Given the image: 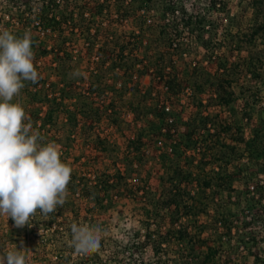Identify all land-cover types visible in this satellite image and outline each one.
I'll return each instance as SVG.
<instances>
[{"label": "trees", "instance_id": "16d2710c", "mask_svg": "<svg viewBox=\"0 0 264 264\" xmlns=\"http://www.w3.org/2000/svg\"><path fill=\"white\" fill-rule=\"evenodd\" d=\"M150 1L152 0H132L131 3L142 5ZM35 2L36 4L33 5L28 2L32 5V9L36 8L29 15L33 14L32 17L41 23L42 32L45 33L44 41L49 40V44L38 43L40 40L36 36L35 28L28 31L33 39V63L40 75L35 84L25 82L28 91L34 89L33 92H30L31 101L34 98L39 101L38 106L32 107V113H37L39 108V111L43 113V123L51 125L56 123L57 117L63 110L68 112V114L67 112L64 114L67 118L69 116L70 121L76 119V110L74 109L75 112H73L67 105L73 99L66 86L70 82L66 79L69 72L64 69L67 59H71L64 36L63 23L66 22H72L75 28L76 26L81 27L80 31L85 33L87 39H90L89 49L94 52L96 61L90 68L91 76H89L88 86L93 87L91 90H95L98 96L110 95V99L104 107L112 111L110 106L117 105L114 100L115 95L117 93L121 95L124 90L116 85L117 75L137 80L139 78L137 75L146 73L149 67L147 64H143L139 67L140 73L132 70L135 62H128L131 58L128 51L133 52V46H136V43L130 39L119 41L115 38L112 40L108 36L106 40L111 44V49H108V44L106 46V41L96 46V42L93 40L95 34L93 28L97 27V22L94 20L95 15H91L90 19V14L86 16L84 7L74 5L69 10L62 8L61 11L60 5L55 0H35ZM209 2L211 6H215L218 0H209ZM161 4L162 13L168 11L174 17L176 10L172 0H164ZM102 9L104 7L99 4L98 11L101 12ZM24 14L23 8L17 12L20 19L25 17ZM121 16L123 17V15ZM251 19L252 22L247 30L238 29L233 33L229 31L228 42L235 45L239 56L234 60H229L228 65L224 64V67L213 62L207 67L206 75L201 79L203 81L196 82L198 90L207 83L211 94L207 103L199 100L198 106H195L196 110L190 111L186 128L180 130L172 127V123L164 115L167 112L165 104L156 106L154 114L156 121H152L150 128H156V132L153 133H156L160 137L159 140L165 142L164 146H166L164 149L159 147V151H161L159 157L163 163L164 172L158 173L156 176L157 182H159L158 186L150 184V178L145 177L141 179L142 186H135L131 182L128 183V180H125L127 176L121 175L119 171L98 173L95 179L90 180V184L87 183L89 179L86 181L76 173H71L68 185H72L70 187L74 189L73 191L77 190L74 188L77 185H85L81 188V195L90 197L95 203L99 204L107 196L111 197L110 193L120 184H125L124 195L140 203L138 224L127 230L126 237L112 240L114 244L112 256L119 260V263L220 264L218 258L222 255L223 221L228 217L234 202L238 205L252 206L264 201V109L255 122H252L251 112L259 96V88L255 86L257 88L253 90L252 85L249 86L245 81L238 83L232 77L233 74H238L243 80L247 77L258 79L264 68V46L259 50V54H254L247 48L252 46L257 39H260L264 44L263 0H256L253 3ZM180 20L182 23L189 24L192 22V14L181 15L177 21ZM204 22L202 17L195 20L194 39L200 42L206 55L210 57L212 52L222 49L223 44H220L218 40L220 38L217 34L218 28L205 29L201 26ZM84 25L88 26L84 28ZM167 27V24H164L161 33L168 32L169 34ZM6 29L18 37H22L24 33L19 29L17 32L10 31L8 24ZM172 29H177L175 30L177 31L176 36L183 33L181 28ZM131 37L135 38L134 35ZM136 40L143 42V39L139 37ZM167 43V46H170L172 39H168ZM129 44L133 46L130 47ZM244 48H247L246 54H242ZM168 54L170 55L169 59H166L163 51L156 55L157 64L152 67L150 74L157 84H161L175 95L182 88L180 74L175 69L173 52L170 51ZM111 59L119 62L116 69L109 66L108 62ZM224 61H226L225 57ZM209 62H211L210 58ZM52 76L57 77L53 79ZM152 87V85L145 89L137 87V92L154 95ZM238 95L242 97L239 117L247 120L246 125H240L238 118L222 117L219 111L211 110L213 105L230 108ZM203 105L204 108L201 109ZM127 107H130L129 104ZM110 121L116 123V118L111 117ZM245 126L248 132L244 131ZM96 136L101 145L99 149L104 150L105 146L102 144V142L105 143L104 138ZM149 141L150 137L146 138L141 132H136L133 136H126V150L123 157L129 158L133 165L140 164L145 145ZM242 160L245 161V164L241 163ZM234 181L246 182L248 185L247 190L241 191L235 200L232 199L233 191L236 189L232 184ZM115 195H118L117 192ZM58 208V211L47 216L42 215L39 209L35 214L38 217L36 223L38 221L40 223L44 216L46 217L44 223L50 226V232L40 236L41 244L47 241L54 243L60 238L63 247H65L64 251L74 252L72 237L69 234L71 227L63 228L59 224L57 213L59 212L60 215L62 208L61 206ZM36 219L33 217L32 220ZM226 229L230 232L231 227L227 226ZM24 230L30 236L31 230L26 227ZM98 249L86 255L90 254L88 256L90 259L94 255V258L100 261L102 257L99 255ZM33 252H35L33 256L37 255L36 249ZM122 254L127 256V262L122 263L120 258ZM63 258V263L67 264L70 254H64ZM32 263L36 264L34 261Z\"/></svg>", "mask_w": 264, "mask_h": 264}, {"label": "rangeland", "instance_id": "374dc122", "mask_svg": "<svg viewBox=\"0 0 264 264\" xmlns=\"http://www.w3.org/2000/svg\"><path fill=\"white\" fill-rule=\"evenodd\" d=\"M55 1L60 5L61 11L62 8L69 10L72 6L78 5L84 7L86 16L90 14V19L92 18L91 15H95L94 20L97 22V27L96 29L93 28L95 32L93 40L96 42V46L106 41V46L108 44V49H111V44L106 40L108 36L112 40L115 38L119 41L130 39L136 43V46L128 45L133 46L135 50L133 52L128 51L131 55L128 62H135L132 70H135L136 73H140L139 67L147 64L149 66L147 72L137 75L139 77L137 80L136 78L117 75L116 85L124 90L123 92L120 91L121 95L120 93L115 95L114 100H116L117 105L115 107L110 106L112 111H109L104 106L109 101L110 95L98 96L95 90H91L93 87L88 86L90 83L89 76H91L90 68L96 61L94 52L89 49L90 39H87L85 33L80 31L82 30L81 27L76 26L75 28L72 22H66L63 23L64 36L72 60L67 59L64 69L69 72L66 79L70 82L66 86L73 99L72 103L69 101L67 105L73 112H75L74 109L76 110V119L70 121L69 116L67 118L64 114L67 111L63 110L54 125L43 123V113L39 111V108L37 113H32V107L38 106L39 101L36 98L31 101L30 92H33L34 89L28 91L27 83L20 95L15 97L12 102H19L24 109L26 108L24 122L31 121L33 131L39 133L43 138L41 143L53 142L58 145L61 161L72 168V173H76L77 176H81L86 181L89 179L88 184H90V180L95 179L98 173L119 171L121 175L127 176L125 180H128V183L131 182L135 186H142L141 179L143 177L150 178V184L158 186L159 182H157L156 176L158 173L164 172L163 163L159 157L161 153L159 149H164L166 146H164L165 142L159 140L160 137L153 133L156 132V128H150L152 121H156L154 115L156 106L167 104L169 108H165L167 112L164 115L165 117H172L171 126L180 130L186 128L190 111L196 110L195 106H198L199 100L207 103L211 94V89L207 83L198 90L196 82L203 81L201 79L206 75L207 67L213 62L224 67V64H226L225 66L228 65L229 60H234L239 56L235 45L228 42L229 31L233 33L238 29L247 30L249 28L252 22L253 3L256 0H218L215 6H211L209 0H172L176 10L174 17L171 12L162 13L161 3L164 0H152L142 5L131 3L132 0ZM28 2H31L32 5L36 4L35 0H0V31L7 30V24L10 31L14 32L19 29L25 33L31 31V28H35L36 36L40 40L38 43L49 44V40L44 41L45 33L42 32L41 23L32 17L33 14L29 15L36 8L33 7L32 9V5ZM99 4L104 7L101 12L98 11ZM20 8L25 10V17L22 19L17 15ZM59 14L60 12L58 16ZM190 14H192V22L189 24L182 23L181 20L177 21L181 15ZM201 17L205 20L201 24L203 28H218L217 34L221 38L218 40L220 44H223L222 49L215 50L210 57L206 55L200 42L194 39L196 34L194 31L195 20ZM90 19L89 21H91ZM164 24H167L169 34L168 32L161 33ZM84 26L86 28L88 25ZM172 28H181L183 33L176 36L177 31L175 30L177 29ZM132 35L135 38L131 37ZM137 37L143 39V42L137 41ZM170 38L172 44L167 46V41ZM263 46L261 40L257 39L252 46L247 48L251 50L250 52L259 54V50ZM247 48H244L242 54H246ZM161 51L164 52L166 59L170 58L168 53L173 52L175 69L180 74L182 88L175 95L161 84H157L150 74L152 67L157 64L155 57ZM224 57L226 61H224ZM209 58L211 62L208 63ZM108 63L114 69L119 64L112 59ZM75 70H78L82 75L73 78L71 74ZM60 75L62 76V73ZM56 77L52 76L53 79ZM232 77L238 83L245 81L249 86L252 85L253 90L259 88V96L251 111L252 122H255L264 109V68L261 77L258 79L247 77L243 80L238 74H233ZM151 85L154 95L137 92V87L145 89ZM74 101L75 103H73ZM241 102L242 97L238 95L230 107L232 109L213 105L211 110L213 112L219 111L222 117L238 118L240 125H246L247 120L240 118L238 113L241 110ZM128 104L130 107H127ZM204 105L201 109L204 108ZM111 117L116 118V123L110 121ZM247 130L245 126L244 131ZM136 132L143 133L148 139L150 137V141L145 145L141 163L133 165L129 158L123 156L126 150V136H133ZM96 135L104 138L105 143L102 142L105 146L104 150L99 149L101 145L98 143ZM241 163L245 164V161L242 160ZM232 184L236 188L233 191V200L241 191L243 192L248 188L246 182L234 181ZM70 186L72 185L67 186L65 203L61 206L60 215L59 212L57 213V220L63 228H70L75 223L92 230L99 240L98 250L102 259L99 261V259L94 258V255L90 259L88 257L90 254L86 255L75 251L68 253V251H64L65 247H63L60 238L54 243L47 241L41 244L40 236L49 233L50 226L44 223L46 221L44 216H42L40 223L39 221L36 223V218H38L36 215L34 216L36 220L31 219V226L26 224L23 228H17L11 217L0 215V257H3L8 251H18L26 257V264H33V261L36 264H66L63 263L64 254H70L67 264H121L112 256L114 248L112 240L126 237L127 230L138 224L140 203L124 195L126 192L124 191L125 184H120L117 189H113V192L110 193L111 197L107 196L99 204L90 197L81 195V188L85 185H77L74 187L77 188L76 191H73L74 189ZM115 192L118 195H115ZM104 205L107 206L103 207ZM58 210L57 207L56 211ZM223 223L225 225L223 224L221 232L222 255L218 258L219 263L264 264V201L252 206L238 205L234 202ZM227 226L231 227L230 232L226 229ZM25 227L31 230L30 236L25 233ZM69 234L72 237L71 229ZM21 241L23 242L22 245ZM35 249L37 255L33 256ZM120 256L122 263L127 262V256L123 254Z\"/></svg>", "mask_w": 264, "mask_h": 264}, {"label": "clouds", "instance_id": "9594fccd", "mask_svg": "<svg viewBox=\"0 0 264 264\" xmlns=\"http://www.w3.org/2000/svg\"><path fill=\"white\" fill-rule=\"evenodd\" d=\"M32 44L29 32L18 37L0 31V215L11 217L17 228L31 226L38 209L47 216L62 206L72 173L61 161L58 145L42 144L31 121L24 122L23 106L12 102L25 82L35 84L40 78ZM71 75L76 78L82 73L75 70ZM71 234L77 253L87 254L100 246L94 232L83 226L72 224ZM0 264H26V257L8 251L0 257Z\"/></svg>", "mask_w": 264, "mask_h": 264}, {"label": "built area", "instance_id": "2783aa9c", "mask_svg": "<svg viewBox=\"0 0 264 264\" xmlns=\"http://www.w3.org/2000/svg\"><path fill=\"white\" fill-rule=\"evenodd\" d=\"M165 108H166V109H168V108H169V106L166 104V105H165ZM167 119H168V121H169V122H171V121H172V117H169V116H168V117H167Z\"/></svg>", "mask_w": 264, "mask_h": 264}]
</instances>
